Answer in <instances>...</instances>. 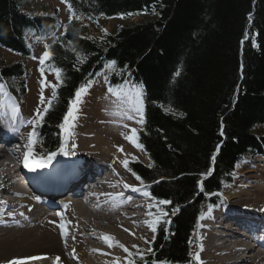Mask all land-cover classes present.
<instances>
[{"label": "trees", "instance_id": "16d2710c", "mask_svg": "<svg viewBox=\"0 0 264 264\" xmlns=\"http://www.w3.org/2000/svg\"><path fill=\"white\" fill-rule=\"evenodd\" d=\"M24 1L0 0V47L27 59L31 43L56 37L61 22L58 15L25 11ZM62 2L75 22L47 49L45 68L55 77L59 70L60 79L35 128L40 158L64 145L59 125L75 93L106 73L107 90L129 95L143 111L135 139L150 165L129 163L127 170L151 185L155 199L170 202L152 253L131 260L197 264L192 240L199 216L222 203L244 164L264 157V0ZM144 15L154 19L116 34L82 32L83 23ZM25 77L22 63L0 62V86L11 96L20 98Z\"/></svg>", "mask_w": 264, "mask_h": 264}, {"label": "bare ground", "instance_id": "6f19581e", "mask_svg": "<svg viewBox=\"0 0 264 264\" xmlns=\"http://www.w3.org/2000/svg\"><path fill=\"white\" fill-rule=\"evenodd\" d=\"M25 119L22 113L0 116V140L10 130L15 152L28 150L31 132ZM84 123L69 146L73 158L61 157L38 169L31 181L13 160L5 163L6 141L0 144V212L11 208L0 213V264H119L122 253L149 236L153 213L165 206L155 207L144 188L121 175L132 150L116 145L115 154L117 139L105 132L89 134L90 122ZM246 175L240 189L227 196L226 209L211 208L203 217L205 224L197 231L201 264H264V250L248 243L264 242V211L257 209L264 207V170ZM68 192L73 198L48 210L40 202L41 196ZM105 236L113 239L105 241Z\"/></svg>", "mask_w": 264, "mask_h": 264}, {"label": "rangeland", "instance_id": "374dc122", "mask_svg": "<svg viewBox=\"0 0 264 264\" xmlns=\"http://www.w3.org/2000/svg\"><path fill=\"white\" fill-rule=\"evenodd\" d=\"M25 11L33 14V15H58V18L61 22V27L58 32V35H62L64 32V27L68 23H74L75 20L72 17L69 7L62 2V0H25L23 2V7ZM154 18L149 15L144 16H135L130 19L123 18H114V19H102L97 24L92 23H83L81 26L83 27V33L86 37H95L101 38L104 34H116L121 28L132 26L134 24L145 23L153 20ZM80 26V25H79ZM55 38L47 39L46 41H34L32 42L33 54L32 57L27 59H22L17 57L13 53L4 50L0 47V62L3 65H12L15 63H22L26 72V77L21 80L22 87H24V92L18 98V101L22 105L20 111L25 115V124L26 128L32 133L35 132V128L41 122L39 121L38 116L36 115L37 110L43 115L45 108L49 106V101H51L53 97V87H56L57 81L54 75H51L47 72L45 68V63L47 59L44 60V64H41V59H44V53L47 51L48 46L51 45ZM43 69V72H41ZM107 77L106 73H102L96 81L91 85L85 94L82 95V102L77 105L78 110L75 113L76 119L69 121V127L67 130V134L65 133L64 139V149L67 152V155L61 153L56 159H61V157L73 158L70 153V147L72 144H75V136L77 135V131L82 124L88 120L90 129L89 134H95L98 132H102L101 134H110L114 136L118 142L115 141L114 153L118 152L116 145L120 147L122 150L131 149L132 153L127 157V164L129 163H139L144 166H149L150 161L146 153L136 147L132 142L126 139L127 136H131L132 129L137 130L140 127V120L142 119L141 111L136 103V101H132L130 96L125 94L114 95L107 90ZM94 85V87H93ZM124 93V92H123ZM43 97V103H41V98ZM5 99V101L3 100ZM15 100L12 97L8 96V88L6 86L0 87V109L5 108H13L15 105ZM133 105V106H129ZM137 106V108L135 107ZM21 114V112H19ZM36 121L35 124H29L28 121ZM23 122V125H24ZM86 124V123H84ZM80 131V130H79ZM96 131V132H95ZM112 131V132H111ZM110 132V133H109ZM119 132V133H116ZM116 133V134H115ZM118 134V135H117ZM118 136V137H117ZM125 139V141H124ZM121 140V141H119ZM74 142V143H73ZM121 142V143H120ZM128 142V144H127ZM124 143L126 145H124ZM130 143V144H129ZM128 146V147H126ZM44 151L40 148L35 147L33 145V155L34 157H41ZM79 153V152H78ZM75 153L76 156L78 154ZM74 155V154H73ZM75 156V157H76ZM41 159V158H39ZM43 159H47L43 158ZM55 161V160H54ZM124 168V164H121ZM264 157L256 158L255 160L244 164L240 170L238 171V178L235 182H233L230 186L225 188L222 193L223 201L219 207V209H226L227 204V196L233 194V192L240 189L241 185L247 180L245 179L246 172L249 170L259 171L261 169L264 170ZM122 176L127 179L129 184L133 183L140 188H144L146 193H149L150 184L141 183L140 180L136 179V176L133 175L130 171L123 169ZM256 174H254L255 176ZM164 180V179H162ZM205 180V177L201 178L199 183ZM255 182V180H252ZM251 184V183H250ZM253 185V184H251ZM79 186V185H78ZM258 186V185H254ZM81 187V186H79ZM155 207L158 206H168L167 204L160 203L159 200L152 201L149 199ZM204 207V206H203ZM182 207H179L178 210H181ZM208 208V207H207ZM204 211L203 215L208 213L211 210V207ZM260 211H264V207L259 205L257 208ZM154 219L153 223L155 224V228L160 223H166V219L168 218L167 211L158 213H153ZM264 216V215H263ZM152 224V223H151ZM202 224L201 218L198 220L197 228L193 233V249L194 253L199 254V261L197 264H201L202 261V253L198 250L197 246V231L201 228L199 225ZM203 227V225H202ZM147 239L145 238L143 242L139 243L137 246H133L126 253H122L121 261L119 264H128L129 260H131V255H136L141 257L142 252L146 254L152 253V244L155 239V232L152 229H148ZM201 255H200V253Z\"/></svg>", "mask_w": 264, "mask_h": 264}, {"label": "snow or ice", "instance_id": "6c2138e0", "mask_svg": "<svg viewBox=\"0 0 264 264\" xmlns=\"http://www.w3.org/2000/svg\"><path fill=\"white\" fill-rule=\"evenodd\" d=\"M49 52L48 51H45L44 53V59H41L40 63L41 64H44V60L45 59H48L49 58ZM41 72H43V69H41ZM56 77L57 79L59 80L60 79V72L59 70L56 71ZM87 91L86 87H81L76 93H75V97L76 99H74L72 102H71V105L69 106V109H68V113L67 115L64 117V123L59 125V127L66 131L68 130V127H69V121L70 120H75L76 119V116H75V113L76 111L78 110L77 108V105L79 103L82 102L81 100V97L83 94H85ZM109 92L110 93H113V89L109 88ZM56 96V92H55V87H53V98H55ZM41 103H43V97L41 98ZM49 103V107L51 106V101L48 102ZM48 111V108H45L44 112L47 113ZM36 115L38 116L39 118V121L42 122L43 121V115L39 112V110H37V113ZM142 115V113H141ZM29 124H35L36 121H28ZM140 123H143V119L140 120ZM132 132V135L131 136H127L126 139H128L130 142H132L136 147L140 148L142 147L141 145L137 144L136 143V130L135 129H132L131 130ZM37 143V140H36V133L33 131L30 135H29V138H28V144H27V148H28V151L25 153V156H24V167L29 169L30 171H34L36 168H42V167H45L47 166L48 163H50L54 158L55 156L58 154L56 152H52L50 155H48L47 159H43L41 158L40 160H35V158L33 157V145ZM122 151V149H121ZM60 152L67 155V152L65 151L64 147L61 146L60 148ZM31 158V159H30ZM215 159V157H213V160ZM124 167L127 168V161L124 162ZM136 179L137 180H140L141 183H143V181L141 180V178L139 176H136ZM125 187H128L127 185H125ZM135 190V189H133ZM201 190H203V188H201ZM145 195H148V193H145ZM160 203L162 204H167V203H170L169 201H160ZM178 210V209H177ZM153 232H155L156 228H155V224L152 223V224H149L148 225ZM64 226L61 225V228H63ZM113 238L112 237H108V236H105L104 237V240L105 241H109V240H112ZM120 247H123L122 245ZM125 251H127V249H125ZM141 259H143V255H141ZM195 260L199 261V254H197L195 257H194ZM57 260H59V258H57ZM15 264V262H14ZM128 264H134V262L132 260H129Z\"/></svg>", "mask_w": 264, "mask_h": 264}]
</instances>
